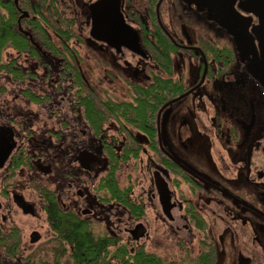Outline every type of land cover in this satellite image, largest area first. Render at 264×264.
I'll list each match as a JSON object with an SVG mask.
<instances>
[{"label": "flooded vegetation", "instance_id": "1", "mask_svg": "<svg viewBox=\"0 0 264 264\" xmlns=\"http://www.w3.org/2000/svg\"><path fill=\"white\" fill-rule=\"evenodd\" d=\"M240 1L0 0L30 46L2 54V264H264L261 22Z\"/></svg>", "mask_w": 264, "mask_h": 264}, {"label": "trees", "instance_id": "2", "mask_svg": "<svg viewBox=\"0 0 264 264\" xmlns=\"http://www.w3.org/2000/svg\"><path fill=\"white\" fill-rule=\"evenodd\" d=\"M55 27L53 26L52 29H54ZM3 31L0 33V73L4 72L5 70L8 69V67H10L9 65H6L5 62L2 61V54L3 51L6 50V48L9 45H12L15 49L20 50L21 51H25V50H29V45H28V40L27 38H24L21 34H19V32L14 28L13 25L7 26V27H3L1 28ZM42 36H44L42 34ZM32 49V48H30ZM16 76V73L15 75ZM96 105V104H95ZM93 111V109H92ZM143 112V113H142ZM142 114H143V122L146 121V111H145V107H143L142 110ZM91 115H93V121L95 120V114H93L92 112L90 113ZM94 125H98L97 121H94ZM110 182L112 184V186L115 187V178H114V174H110ZM54 210V215L52 218V221L55 222V211H57L55 208H53ZM71 227V226H70ZM73 228V227H72ZM75 228H73L72 232H71V237L69 238V242L72 243H77V255L79 257H81V255L85 254V256L87 257H94L95 259H99L101 257L102 251L100 252L99 250H97V244L98 242L95 240H91L89 238H87L85 235L83 236L80 232H78ZM157 261V259H156ZM158 263V261H157Z\"/></svg>", "mask_w": 264, "mask_h": 264}, {"label": "water", "instance_id": "3", "mask_svg": "<svg viewBox=\"0 0 264 264\" xmlns=\"http://www.w3.org/2000/svg\"><path fill=\"white\" fill-rule=\"evenodd\" d=\"M239 9L243 11L244 13H252L257 18L260 19V26L255 27L254 33L257 36L259 43H260V49L262 52V56L264 58V0H243L240 1ZM123 32H127V34H132L129 32L128 28L124 27ZM0 264L1 261H0Z\"/></svg>", "mask_w": 264, "mask_h": 264}, {"label": "rangeland", "instance_id": "4", "mask_svg": "<svg viewBox=\"0 0 264 264\" xmlns=\"http://www.w3.org/2000/svg\"><path fill=\"white\" fill-rule=\"evenodd\" d=\"M49 30V29H48Z\"/></svg>", "mask_w": 264, "mask_h": 264}]
</instances>
